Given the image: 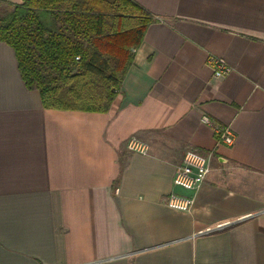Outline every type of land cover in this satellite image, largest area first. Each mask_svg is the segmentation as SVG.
I'll use <instances>...</instances> for the list:
<instances>
[{"label":"crops","instance_id":"obj_1","mask_svg":"<svg viewBox=\"0 0 264 264\" xmlns=\"http://www.w3.org/2000/svg\"><path fill=\"white\" fill-rule=\"evenodd\" d=\"M132 1L153 21L108 112L45 108L0 42V264H264V0ZM188 149L211 171L180 212L162 198L193 194L173 185Z\"/></svg>","mask_w":264,"mask_h":264},{"label":"trees","instance_id":"obj_2","mask_svg":"<svg viewBox=\"0 0 264 264\" xmlns=\"http://www.w3.org/2000/svg\"><path fill=\"white\" fill-rule=\"evenodd\" d=\"M3 2L12 9L0 15V42L12 47L43 106L108 112L151 15L132 0Z\"/></svg>","mask_w":264,"mask_h":264},{"label":"built area","instance_id":"obj_3","mask_svg":"<svg viewBox=\"0 0 264 264\" xmlns=\"http://www.w3.org/2000/svg\"><path fill=\"white\" fill-rule=\"evenodd\" d=\"M76 59H79L78 57ZM208 64L213 69L215 77H222L232 71V67L224 57L211 55ZM202 122L213 127L216 134L217 143L232 145L235 140L234 133L230 126L215 123L208 115H203ZM127 148L133 152L147 154L149 146L146 142L136 136H132L127 141ZM211 154L201 153L194 149H188L183 155L182 162L177 166L173 178V185L193 194L185 195L171 191L164 195L162 202L170 209L180 212H190L195 203V193L206 181L211 171ZM119 189H116L118 192ZM234 224L233 221H224L213 226L205 227L197 232V235L210 234L221 231Z\"/></svg>","mask_w":264,"mask_h":264},{"label":"rangeland","instance_id":"obj_4","mask_svg":"<svg viewBox=\"0 0 264 264\" xmlns=\"http://www.w3.org/2000/svg\"><path fill=\"white\" fill-rule=\"evenodd\" d=\"M11 9H12V6L11 5H9L7 3H4V2L3 3H0V15L4 14L7 11H10Z\"/></svg>","mask_w":264,"mask_h":264}]
</instances>
